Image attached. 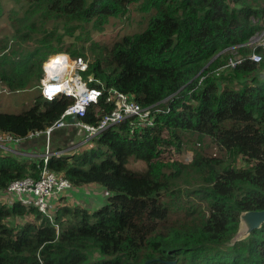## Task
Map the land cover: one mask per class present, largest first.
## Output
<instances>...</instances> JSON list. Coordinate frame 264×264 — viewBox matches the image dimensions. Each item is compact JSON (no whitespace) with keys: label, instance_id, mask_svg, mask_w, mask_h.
Masks as SVG:
<instances>
[{"label":"trees","instance_id":"16d2710c","mask_svg":"<svg viewBox=\"0 0 264 264\" xmlns=\"http://www.w3.org/2000/svg\"><path fill=\"white\" fill-rule=\"evenodd\" d=\"M15 1L24 14L10 21L11 36L23 44L40 36L33 50L18 46L19 55L2 47L0 85L10 93L27 90L31 79L37 89L49 56L85 58L88 52L82 78L89 86L115 88L158 113L151 127L121 122L90 140L87 150L48 157L47 168L66 178L70 190H105L94 202L82 200L96 209L61 205L49 220L19 200L0 202V264H264V224L234 239L242 213L264 211V52L246 46L263 29L264 0ZM132 4L149 15L139 32L106 45L85 48V41L78 50L50 42L54 26L71 35L84 24L125 16ZM229 48L245 59L222 70ZM253 52L261 62L249 59ZM72 102L65 96L45 101L37 89L24 111H0V133L22 139L44 130ZM110 110L102 96L83 121L95 124ZM186 131L207 137L218 154L189 162L172 157L181 153ZM130 159L144 162L146 171L128 169ZM41 164L0 154V192L16 180L37 178ZM16 218L24 222L6 223Z\"/></svg>","mask_w":264,"mask_h":264},{"label":"built area","instance_id":"2783aa9c","mask_svg":"<svg viewBox=\"0 0 264 264\" xmlns=\"http://www.w3.org/2000/svg\"><path fill=\"white\" fill-rule=\"evenodd\" d=\"M261 25L263 29L254 35L246 43V46L257 43L255 47L250 48H260L264 52V19ZM233 49L236 51V48ZM60 55L61 58H59L60 61L58 62L60 65L57 63L47 67L51 63L52 57ZM52 57L43 65L44 76L40 80V95L42 99L47 101L66 96L70 97L73 102L66 107L58 120L44 130L29 132L22 139L16 138L11 134L0 133V148L2 150H7L9 145L19 144L24 140L44 139L45 151L40 159L42 164L39 176L37 178L26 177L16 180L10 183L3 192L21 196L19 199L21 205L25 207L33 206L49 220L53 219V207L48 203V199L61 195L72 188L66 178L56 175L46 166L49 156L59 154L58 152H49L50 141L56 130H61L70 126V124H74L85 132L84 139L78 143L79 145H84L90 140L97 138L109 127L128 120H131L129 126L132 129L151 127L155 123V117L158 112V109L153 107L142 108L133 100L132 95L122 93L115 88H105L102 84L101 87L89 86L82 78V74L87 71L88 67L83 58H71L67 54H56ZM244 59V57L237 55L236 51L234 55L229 56L222 70L234 69L241 65ZM249 59L252 62L259 63L262 61V56L253 52ZM222 70H219L216 76H219ZM91 81H94V79L89 77L88 82ZM102 96L105 97V104L111 107L110 112L102 114L95 124L83 121L90 106L97 104ZM69 119L73 120L72 123H70Z\"/></svg>","mask_w":264,"mask_h":264},{"label":"rangeland","instance_id":"374dc122","mask_svg":"<svg viewBox=\"0 0 264 264\" xmlns=\"http://www.w3.org/2000/svg\"><path fill=\"white\" fill-rule=\"evenodd\" d=\"M3 3V12L5 15L0 17V53L2 52V47L6 46L9 47L7 54L10 53L12 50L17 49L20 46L23 50H33L37 44L35 42L36 36H40V33L34 35V39L29 40L27 43H17V41L12 37V28L10 26V21L16 20L19 14H24L23 11L19 9V6L16 5L15 0H0ZM21 4V3H20ZM26 8L27 5H23L22 9ZM149 15L146 13H142L138 10V6L136 4H132L129 6L128 13L123 17L118 18H104L100 24H95L94 22H90L88 24H84L81 29L74 31L71 35L66 34L63 32V28L61 25L54 26V31L51 27L48 28V31H53L52 38L50 42L53 47L62 48L64 51L65 49L73 50L79 49V47L87 41L85 48L88 47L90 42L100 43L103 45L111 44L114 41L120 39L123 35L132 34L143 30L146 26L147 19ZM12 35V36H11ZM61 36V41H57V36ZM7 40V41H6ZM6 41V42H5ZM257 43H253L248 45L249 47H255ZM51 47V46H50ZM47 49L44 48L43 52H46ZM229 56L234 55L236 51L233 48H229L227 50ZM70 56L69 53L63 52ZM16 54L18 52L16 51ZM20 54H24V51ZM60 57V56H56ZM71 57V56H70ZM85 58H83L86 63L89 61V54L86 52ZM72 58V57H71ZM88 60V61H87ZM34 82V80H32ZM29 92L25 93H8L6 91V87L0 85V111H5L9 113H20L30 107L33 103V98L37 94V89H28ZM133 97V96H132ZM134 100V99H133ZM152 108V107H148ZM132 119V118H131ZM84 137L85 132L83 131L79 136ZM182 146H181V153L175 154L172 153V157L177 156L179 160L182 162H189L191 159L198 155H217V150L213 144H211L210 140L205 137L204 135L195 133V132H182ZM52 139V138H51ZM71 139V140H70ZM78 136H72L71 138H67V145H60L59 143L54 146L49 145V152L54 150H63L62 152L65 154H76L80 153L84 150H87L91 147L89 144L87 145H79ZM57 142V140H56ZM56 149V150H55ZM2 150V149H1ZM82 150V151H81ZM2 150V153H4ZM45 151V150H44ZM0 153V154H2ZM166 156V154H165ZM11 157V156H10ZM13 158V157H12ZM240 163H237L239 166ZM126 167L133 171L144 172L147 169V166L142 161H136L130 159L126 165ZM195 187V183L191 186L183 185V188L187 190H191ZM91 188V187H90ZM84 196V195H83ZM53 207V206H52ZM179 216V213L176 217ZM18 224L23 223L21 220H18ZM9 226H15L17 221L15 219H8L6 222ZM239 233L241 230L238 231Z\"/></svg>","mask_w":264,"mask_h":264},{"label":"crops","instance_id":"0c3cea01","mask_svg":"<svg viewBox=\"0 0 264 264\" xmlns=\"http://www.w3.org/2000/svg\"><path fill=\"white\" fill-rule=\"evenodd\" d=\"M261 78H264V74L261 75ZM31 79L26 86L30 87L28 89H33L34 85L37 84H33ZM40 81V80H39ZM39 85V83H38ZM23 90L20 93H25V92H29V90ZM8 93H10L9 91H7ZM11 94V93H10ZM72 123V122H70ZM83 132L82 129L78 128L77 126H75L74 124H70V126L65 127L64 129L61 130H56L53 135H52V139L53 140L51 142V145L54 146L55 144L57 145L60 141V145H67V138H71L72 136H78L79 142H81L84 137L79 136V134H81ZM57 140V142H56ZM71 140V139H70ZM89 144V146H92L90 142H87L84 145ZM44 148H45V141L43 138H36L33 140H24L19 144H12L9 145L7 147L6 151H3L4 153H2L3 156H11V157H15L17 158V160H20L22 162L27 163L32 162L33 160L37 162L40 161V159L43 156L44 153ZM90 148V147H87ZM82 151V150H81ZM91 187V188H90ZM105 190L97 185H90V186H82L79 188H74L73 190H69L67 192H65L64 194H62L61 196L55 197L53 196L49 202L51 203L50 205L53 206L54 210L53 212L56 210V207L58 206H63V205H69V206H81L83 208L86 209H96L97 206L95 205H88L87 202H94L96 199V195H104ZM84 195V196H83ZM28 197V196H25ZM21 198V196H17V195H13L11 193H7V192H0V202L6 205H10L12 204V202L14 200H19ZM63 199V201L61 200ZM86 199V204L87 206H85L83 204V201ZM27 220H31V217L26 218ZM18 218L15 219V221L18 222ZM23 221V220H22ZM24 222V221H23Z\"/></svg>","mask_w":264,"mask_h":264},{"label":"water","instance_id":"95a60500","mask_svg":"<svg viewBox=\"0 0 264 264\" xmlns=\"http://www.w3.org/2000/svg\"><path fill=\"white\" fill-rule=\"evenodd\" d=\"M72 122V119H69ZM239 230L235 236V240H242L246 238L252 231L259 229L264 224V211H250L240 215ZM238 230V231H239Z\"/></svg>","mask_w":264,"mask_h":264},{"label":"clouds","instance_id":"9594fccd","mask_svg":"<svg viewBox=\"0 0 264 264\" xmlns=\"http://www.w3.org/2000/svg\"><path fill=\"white\" fill-rule=\"evenodd\" d=\"M56 54H65V53H56ZM56 54H53V55H51V56H49L48 57V59L50 58V57H52V56H54V55H56ZM48 59L45 61V62H43V64L41 65V69H42V78H43V76H44V73H43V65L45 64V63H47L48 62ZM41 78V79H42ZM40 79V80H41ZM37 89L39 90V93H40V81H39V85L37 86ZM6 91H9L8 89H6ZM10 92V91H9ZM41 96V95H40ZM66 97V96H65ZM42 98V97H41ZM68 98H70V97H68ZM44 100V99H43ZM45 101H47V100H45ZM51 101H53V100H51ZM136 102V101H135ZM154 109H157V108H155V107H153ZM158 113V112H157ZM156 116H157V114H156ZM155 119H156V117H155ZM90 142V141H89ZM54 152V151H53ZM58 153H60V152H58ZM63 153V152H62Z\"/></svg>","mask_w":264,"mask_h":264},{"label":"bare ground","instance_id":"6f19581e","mask_svg":"<svg viewBox=\"0 0 264 264\" xmlns=\"http://www.w3.org/2000/svg\"><path fill=\"white\" fill-rule=\"evenodd\" d=\"M59 58H61V57H53V58H51V63L49 64V65H47V67L48 66H52V65H54V64H57L59 61H60V59ZM59 65H60V63H58ZM46 67V68H47Z\"/></svg>","mask_w":264,"mask_h":264}]
</instances>
